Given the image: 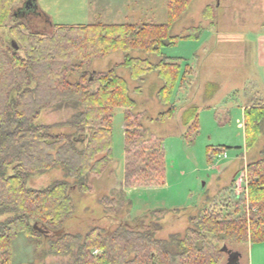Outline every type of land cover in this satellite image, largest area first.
I'll list each match as a JSON object with an SVG mask.
<instances>
[{"label": "trees", "instance_id": "16d2710c", "mask_svg": "<svg viewBox=\"0 0 264 264\" xmlns=\"http://www.w3.org/2000/svg\"><path fill=\"white\" fill-rule=\"evenodd\" d=\"M20 1L0 0V264H13V243L20 233L37 246L48 242L51 254L70 256L67 264H221L231 250L229 245L264 243V145L260 158L247 165L248 196L236 201L235 214L227 215L223 207L212 205L191 215L184 233L168 238L157 236L166 209L152 211L157 221L120 222L109 232L98 225L86 232L67 231L65 224L76 212L71 191H90V177L101 174L114 159L117 107L126 111L125 186L166 183L164 141L144 128L141 115L134 111L137 102L128 81L117 67H128L133 78L157 72L163 80L158 98L170 107L157 120L171 118L176 112L173 95L184 69L163 48L198 38L203 26L172 34L173 25L194 0H168L166 23L54 24V32L47 33L29 27L19 12L26 0L17 6ZM11 23L18 48L1 35L2 28ZM117 50L127 52L122 63L103 71L90 70L96 59ZM133 50L156 54L159 60L132 56ZM72 75L77 79L72 81ZM48 108L73 112L64 122L39 123L41 112ZM197 114L195 106L183 114L190 135L199 130ZM244 122L245 146L250 150L263 132L264 105L246 107ZM55 126L70 130L56 131ZM58 167L64 178L44 189L29 186L31 176ZM125 197L124 191L119 193L122 208L131 204ZM101 203L112 209L117 202L105 198ZM39 224L50 233L63 232L45 235L35 227Z\"/></svg>", "mask_w": 264, "mask_h": 264}, {"label": "rangeland", "instance_id": "374dc122", "mask_svg": "<svg viewBox=\"0 0 264 264\" xmlns=\"http://www.w3.org/2000/svg\"><path fill=\"white\" fill-rule=\"evenodd\" d=\"M31 1V9L23 5L19 12L33 31L53 33L54 24H162L168 21V0ZM207 7L210 11H206ZM10 25L13 24L2 28L1 35L8 44H13ZM197 26H203L198 38L182 39L163 48L166 55L182 62L184 69L172 99L176 107L173 117L157 120L161 112L170 108L158 98L163 80L157 72L133 78L128 67H117V72L128 81L131 96L137 102L134 111L141 115L144 128L149 135L164 141L166 183L125 186L126 111L117 107L113 121L114 159L101 174L90 177V191L82 192L77 188L71 191L76 212L65 224L67 231L86 232L98 225L109 232L120 222L134 225L137 219H145L147 223L157 221L152 211L166 209L168 212L159 220L163 228L157 236L168 238L172 233H184L191 215H199L212 205L223 207L227 215L235 214L236 201L247 199L248 191L236 190L237 173H234L240 167L249 176L247 165L260 158L264 145L263 127L257 144L246 149L243 110L245 104L264 105V94L257 88L258 82L263 81L264 71L258 63L259 37L264 33V0H194L173 25L172 34L178 35ZM129 54L150 58L152 62L159 60L158 55L140 50ZM126 55L124 50L114 51L96 59L90 70L110 69L122 63ZM70 79L74 81L77 76L72 75ZM191 106L198 108L199 122V130L193 135L188 134L189 126L183 123V114ZM72 112L69 108L44 109L37 121L42 124L64 122ZM55 130L70 128L55 126ZM62 178L64 171L58 167L31 176L28 184L44 189ZM122 191L125 201L131 203L123 208L118 202ZM105 198L117 202L112 204L113 210L101 203ZM229 247L239 250L227 252L221 264H264V243ZM49 248L48 242L41 241L37 246V242L20 233L13 243V264L68 263L70 256L51 254Z\"/></svg>", "mask_w": 264, "mask_h": 264}, {"label": "crops", "instance_id": "0c3cea01", "mask_svg": "<svg viewBox=\"0 0 264 264\" xmlns=\"http://www.w3.org/2000/svg\"><path fill=\"white\" fill-rule=\"evenodd\" d=\"M258 63L260 64L261 67L264 69V33H262L259 37V45H258ZM257 85L258 89L260 90V94H264V71H263V81L262 83H259ZM263 84V85H262ZM262 85V86H261ZM261 96V95H260ZM249 104H245L243 106V110L245 111V108L248 107ZM245 124V122H244ZM242 167V166H241ZM240 170V167L237 168L235 171L234 175ZM233 175V176H234ZM250 245V244H248ZM232 251H238L239 249H231ZM243 251V250H242Z\"/></svg>", "mask_w": 264, "mask_h": 264}, {"label": "built area", "instance_id": "2783aa9c", "mask_svg": "<svg viewBox=\"0 0 264 264\" xmlns=\"http://www.w3.org/2000/svg\"><path fill=\"white\" fill-rule=\"evenodd\" d=\"M248 175L246 170H239L234 177L235 188L238 192L244 193L248 191Z\"/></svg>", "mask_w": 264, "mask_h": 264}, {"label": "water", "instance_id": "95a60500", "mask_svg": "<svg viewBox=\"0 0 264 264\" xmlns=\"http://www.w3.org/2000/svg\"><path fill=\"white\" fill-rule=\"evenodd\" d=\"M24 5L26 8L31 9L33 7V2L31 0H26ZM13 45H15V48L19 47L18 45L14 44V42ZM35 227H37L39 231H41L45 235H59L63 232V230H59V231H55L54 233H50L47 227L42 226V224H39V226H35ZM228 252H232V251L229 250Z\"/></svg>", "mask_w": 264, "mask_h": 264}]
</instances>
